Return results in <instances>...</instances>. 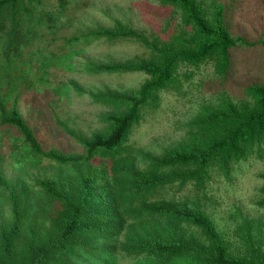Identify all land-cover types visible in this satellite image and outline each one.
Returning a JSON list of instances; mask_svg holds the SVG:
<instances>
[{
    "label": "trees",
    "instance_id": "trees-1",
    "mask_svg": "<svg viewBox=\"0 0 264 264\" xmlns=\"http://www.w3.org/2000/svg\"><path fill=\"white\" fill-rule=\"evenodd\" d=\"M159 1L181 16L182 30L167 40L149 38L121 20L69 40L72 46L102 39L135 41L149 49L147 57L87 65L90 74H146L137 91L94 93L72 83L80 96L120 109L103 116L102 130L90 138L77 136L58 121L83 147L84 155L45 151L17 104L9 108L0 101V125L16 129L33 151L61 166L85 167L74 180L38 182L58 206L43 231L24 226L14 195L12 221L0 224V264H84L102 254L160 263L192 258L201 264H264V228L256 219H245L237 226L235 236L242 248L234 253L231 242L201 209L157 199L161 190L176 184L194 183L203 191L215 169L229 177L235 165L264 153V85L247 89V105L224 102L220 108L203 109L185 141L175 148L159 155L139 152L138 163L125 154V144L143 111L159 106L161 91L175 82L182 63L200 65L214 59L218 72L225 74L232 50L244 41L231 35L216 0L211 9L199 0ZM22 9L29 17L35 8L26 0H0V33L11 23V46L26 37L19 30ZM99 157L109 158L110 165L93 168L91 161ZM8 185L0 169V187Z\"/></svg>",
    "mask_w": 264,
    "mask_h": 264
},
{
    "label": "rangeland",
    "instance_id": "rangeland-1",
    "mask_svg": "<svg viewBox=\"0 0 264 264\" xmlns=\"http://www.w3.org/2000/svg\"><path fill=\"white\" fill-rule=\"evenodd\" d=\"M199 1L211 9L215 0ZM29 4L35 8L31 15L27 17L23 9L19 15V30L25 39L11 46L9 22L0 33V101L8 107L17 104L45 151L84 155L83 147L58 121L77 136L90 138L102 130L103 116L120 109L94 102L88 95L80 96L72 83L94 93L137 91L148 78L146 74H90L87 65L147 57L149 49L135 41L102 39L72 46L69 40L110 28L116 20L149 38L167 40L182 30L181 16L159 0H26ZM216 5L224 10L231 35L244 41L232 50L231 66L225 74L218 72L214 59L200 65H180L175 82L161 91L159 106L144 110L141 122L128 137L125 154L137 163L141 160L139 152L159 155L183 143L203 109L220 108L224 102L247 105V89L264 85V0H216ZM91 162L93 168L110 165L109 158ZM0 169L9 182L6 188L0 187V224L12 221L16 195L24 226L43 231L58 206L38 182L74 180L78 170L85 167L58 165L33 151L16 129L0 125ZM157 199H174L201 209L231 242L230 252L238 253L242 247L235 230L243 220L256 219L264 228V153L235 165L229 177L215 169L203 191L194 183L176 184L161 190ZM84 264L201 263L192 258L160 263L102 254Z\"/></svg>",
    "mask_w": 264,
    "mask_h": 264
}]
</instances>
